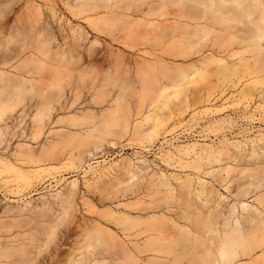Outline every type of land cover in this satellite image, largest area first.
I'll return each instance as SVG.
<instances>
[{"label":"rangeland","instance_id":"1","mask_svg":"<svg viewBox=\"0 0 264 264\" xmlns=\"http://www.w3.org/2000/svg\"><path fill=\"white\" fill-rule=\"evenodd\" d=\"M8 2L11 9L0 19V61L7 58V65L0 67L1 72H5L6 78H34L37 82L48 78L56 80L58 86L51 89L52 109L42 125H39V114L44 107L38 99L15 106L16 102L6 100L0 88V227L15 224L12 234H4L6 237L32 239L37 230L29 234L27 230L43 222L36 219L40 208L51 205L53 213L59 215L60 199L55 200L52 195L64 194L68 184L77 180L73 210L57 232L59 249L67 253L82 244L83 236L93 226L111 230L131 245L122 227L112 223L106 213L109 209L129 213L124 204L133 201V197L108 196L96 189L117 185L130 164L133 172L138 165L147 168L139 171L134 184L162 174L174 185L172 176L201 178L216 192L217 198H225L227 206H239L233 181L238 178L237 173L227 175L220 171L242 167L225 157L223 162L205 165L197 173L187 164L201 155V148L188 151L183 147L194 143L207 144L213 148L210 150L230 146L234 152L247 151L249 157L252 146L245 147V142L252 145L254 142L258 150L262 149L264 143L259 139L264 135V71L261 73L256 64L251 67L259 76L245 74L240 82L237 78L225 79L216 72L217 66L211 65L209 75L190 86L179 100H174L166 115V128L147 149L141 148L140 140L129 133L110 139L115 145H105L85 162L77 141H68L85 133L84 128L71 125V117L111 109L117 105L119 93L124 99L118 107L123 114L128 112L134 123L142 121L148 112L161 115L160 104L143 105L150 92L144 81L155 82L154 76H157L164 86L168 85L162 76L164 68L170 71L177 66H200L208 55L237 64L240 56L233 57V54L244 48L238 43L225 44L231 32L217 24L211 26L208 20L181 19L179 14L186 16L192 1L176 5L170 0L165 1L168 4L163 0H0V5L4 7ZM160 5L165 7L167 16L149 15L153 14L151 9ZM108 11H115L120 17L101 22L102 32H99L90 20ZM127 16L152 23L135 25ZM73 30L77 32L76 38ZM203 30H209V37L203 38ZM49 33L67 36L69 45H77L85 58L79 63L77 59L59 63L54 53L61 46L60 41L53 43L49 52L40 50L38 44ZM82 34L85 39H81ZM244 35L243 31L236 36ZM244 56L251 63L256 60L250 53ZM119 57L127 62L118 82L122 90L105 84L108 74L118 78L115 69ZM173 92L174 89H167V94ZM237 144L242 146L239 150L235 148ZM5 165L19 171L5 170ZM221 175L227 178L226 182L219 183ZM255 194L246 199L247 203L253 204ZM22 210L25 212L19 215ZM5 211L14 214L6 215ZM252 242L253 250L258 241ZM246 258L240 261L264 264V246L256 248L252 258ZM171 264H184V261L178 259Z\"/></svg>","mask_w":264,"mask_h":264},{"label":"bare ground","instance_id":"2","mask_svg":"<svg viewBox=\"0 0 264 264\" xmlns=\"http://www.w3.org/2000/svg\"><path fill=\"white\" fill-rule=\"evenodd\" d=\"M165 1L169 0H163L164 3ZM187 1H192L189 3L191 10L186 12V16L179 14V17L208 20L211 26L217 24L231 32L225 44L232 46L238 43L244 48L233 54V57L240 56L237 64L208 55L200 66H177L170 71L164 68L162 76L168 85L164 86L157 76H154L155 82L144 81L150 92L143 105L152 107L160 104L161 115L148 112L140 122L134 123L131 115L128 112L123 114L118 107L119 102L124 99L121 93L117 96V105L111 109L100 113L89 112L90 114L82 117H71L69 119L71 125L85 130L84 135L68 139L77 141L83 151L82 161L87 162L105 145H115L110 139L122 138L129 133L140 140L141 148L150 147L160 131L166 128V115L171 111L174 100H179L190 90V86L209 75L211 65H216V72L225 79L237 78L239 82L245 74L259 76L260 73H256L251 64H256L261 73L264 71V0H170L176 5L186 4ZM10 4L11 2L6 3L4 7L0 5V19L10 11ZM164 8L161 5L155 6L151 9L153 14L149 15L165 17L167 14L164 13ZM93 11L94 9L89 13ZM105 14L107 16L101 14V17L90 20L99 32H102L99 25L101 22L120 17L115 11H108ZM127 18L135 25L152 23L135 16ZM208 31L203 30V38L209 37ZM243 31L244 36H236ZM72 33L76 38L77 32L73 30ZM67 38L61 34L49 33L38 44V48L49 52L53 43L60 41L61 46L54 53L56 60L62 64L66 60L77 59L79 63L85 55L79 53L77 45H69ZM82 38L85 39L84 34L81 35ZM67 45L69 46L65 47ZM78 46L81 47L80 44ZM245 53H250L256 59L255 62L251 63L246 59ZM6 61L7 58L0 61V67L6 66ZM126 66L125 58L119 57L115 69L118 78L108 74L105 84L122 90L118 82ZM4 73L0 68V88L5 92V99L15 101V106L22 101L38 99L44 107L43 113L39 114V125H42L52 109L51 89L57 87L58 82L50 81L48 78L38 82L34 78H6ZM231 82L236 84L234 81ZM169 87L174 89L172 94H167ZM36 117L38 118V115ZM146 126H149L148 130L145 129ZM259 142L264 143V135H261ZM244 145L252 146L250 157L247 151L234 152L230 146L210 150L213 148L207 144L194 143L183 147L188 151L201 148V155L187 164L197 173H201L205 165L223 162L225 157H228L226 158L228 160L233 159L238 167H242L239 170L227 167L220 171L227 175L237 173L238 178L233 181L236 182L234 187L236 198L240 200L238 207L227 206L225 198H217L216 192L210 190L201 178L195 180L190 176H172L176 182L174 185L162 174L159 178L155 175L150 177L148 182L142 180L134 184V178L139 171H147V168L138 165L133 172L130 164L125 168L124 179L118 181L117 185L108 184L104 188L96 189L108 196L121 194L124 198L133 197V201L124 204L129 213H117L111 209L106 213L112 223L122 227L131 245L111 230L93 226L83 236L82 244H77L67 253L59 249V245L56 244L57 232L66 224L74 207L78 184L77 180H74L68 184L67 192L52 195L53 199H60L59 215L53 213L51 205L40 208L36 219L43 222L27 230L28 234L37 230L32 239L6 237L4 234H12L15 224L0 227V264H171L178 259L183 260L184 264H255L240 260L252 258L256 248L264 246V146L258 150L254 142L253 145L250 142H245ZM241 147V144L235 146L238 150ZM4 169L19 171L11 165H5ZM226 180L227 178L221 175L218 181L224 183ZM254 192L256 198L253 204L247 203L246 199L251 198ZM23 212L25 211L19 212V215ZM133 212H136V215H132ZM4 214L14 213L5 211ZM27 226L31 224L28 223ZM252 240L258 241L253 250Z\"/></svg>","mask_w":264,"mask_h":264}]
</instances>
